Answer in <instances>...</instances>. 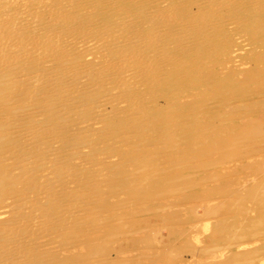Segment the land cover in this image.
<instances>
[{
    "label": "rangeland",
    "instance_id": "374dc122",
    "mask_svg": "<svg viewBox=\"0 0 264 264\" xmlns=\"http://www.w3.org/2000/svg\"><path fill=\"white\" fill-rule=\"evenodd\" d=\"M9 1L0 0L1 10L18 9L19 6L16 3L19 5L23 1L27 5L31 1L29 5L33 7L34 4L31 3L36 0ZM42 1L38 0L41 5L44 4L42 14L47 19L48 17L51 19L47 20L46 26L51 24L58 26L64 22H69L68 24L71 23L72 29L74 27L73 33L70 29V36L75 35L77 37L84 30L83 34L78 37L79 47L75 46V49L70 50L69 55L71 57L78 55H80L78 57H84L89 54L90 59L94 57L96 63L100 64L99 61H102L107 54L104 59L111 56L113 60L118 57L123 58L125 61L122 63L129 65V67L132 65L133 69L137 64L138 71L135 72L136 77L132 74L133 81L131 77L128 79L129 82L119 80L121 81L120 84L118 79L116 81L113 79V82L112 79L110 80L114 87L109 89L114 93L116 92L115 94L119 96L118 100H123L122 102L125 103L119 102V100V103L116 101V104L123 105V107L131 106L128 108L129 110L124 108L125 111L129 112L125 114L128 113L130 117L129 115L128 117L126 115L124 117L111 116L115 113L109 111L108 114L111 115L106 113L107 116L113 118L110 117L106 122L100 116L97 119L96 117L93 118L94 115L87 114V118H89L88 121L84 122L85 124L83 123V128L65 127L68 132L66 134L64 133L66 131L62 132L65 137L61 134L60 139L62 144H66L65 147L69 146L67 143L74 144L71 141H77L75 145H79L78 142L87 133L91 132L94 137L89 145L91 148L85 145L83 148L84 150L89 149L91 152L93 150V152L88 150L86 151L88 152L87 155L85 152V155H81L80 159L78 157L72 159L73 161L71 160L74 162L73 164L77 162V165L81 163L82 166L78 178H75L73 183L70 181L69 186L66 184L64 187L66 192L62 193L65 190L61 188H47L48 181H46V177L41 175L44 172L36 171L33 178L38 177L39 185H41L40 179L41 182L45 179L42 182L44 187H42L43 185L39 187L38 184L37 186L42 189L47 188L46 193L50 192V197L55 196L53 198H56L53 208H48V211H53L50 212L54 215L53 217L59 216L60 219L59 217L56 219L59 223L55 222L53 225L48 224L46 228L44 227L43 233L39 234L35 243L28 246L26 251L22 250L25 258L20 259L22 260L21 264H264V200H262L264 199V189L262 188L264 187V0H231L233 3L230 0H220V2L224 1L221 3L217 0H203L207 3L200 8H198V0H163V3L162 0H156L157 2L155 0H137L138 2L136 0L135 2L134 0L133 2H130L132 0H114L113 2L120 3L119 8L116 7V11L121 13L142 10L147 15V11L150 10L147 9L149 7H153L152 9L158 13V15L155 13L156 16H154L155 14L152 15L153 18L149 16V19L145 15L146 18H143L144 13H142V15H137L139 20L135 15L137 19L134 21L135 16H133V21L130 22L133 24L130 26L127 24L128 27L125 26L124 28H121L120 24L117 23L118 19L114 15L110 19L113 13H104V8L106 10L114 8V6L106 8L107 5L104 0H80V2L78 0L79 3L77 0H49L50 2L44 0L46 4ZM152 1L156 2V6L150 4ZM216 1L220 4L218 6L220 8L217 7L219 10L215 6L218 5ZM83 3L84 5H82ZM224 3L227 8H224ZM174 4L178 7H175ZM208 4L215 6V8H210ZM5 5L10 6L6 7ZM69 5L72 6L69 7ZM80 6L81 8H79ZM160 6H167V8L172 6L171 9L169 8L172 11H167L169 9L164 8L162 10ZM61 7L65 8L62 10ZM95 7L98 9V13ZM69 8L74 10H69ZM87 9L90 11L87 12ZM208 9H212L213 12ZM64 10L69 11L65 13ZM57 12H61L60 14L63 15V22H61L62 17L58 16L60 14ZM209 12L212 14L209 15ZM70 13L71 15L74 14L72 17L75 18L76 16V21H72ZM66 14L70 16L67 17ZM82 15L84 16L82 17ZM96 19H99L100 23H106L110 20L111 24L109 23V25L114 29L112 33L117 34V36L119 34V36H114L111 31L101 30V27L93 26ZM52 20L54 23L57 22L51 23ZM89 21L94 23L91 24ZM75 22L82 23V25L77 24L75 26ZM138 22L139 24H137ZM149 23L153 25L152 28ZM79 25L81 30L78 28ZM178 28L182 29V33L179 32L180 35L176 33ZM86 29L87 32L84 33ZM89 29H93L91 32L94 35L93 33L91 35ZM142 29L143 31H141ZM186 29L187 31H185ZM208 30L209 32H206ZM148 31L152 35H149ZM123 32H127L128 35L132 34V36L134 34L132 32H142L143 35L141 33L134 35L140 34L142 41L144 40L145 45L146 43L148 45L144 46V42H141L138 45L135 44L139 48L131 44L126 45L127 48L125 46L123 48L120 44L121 46L117 49L119 41L128 38L127 33ZM187 32L189 35L185 38ZM64 33L61 34L64 35ZM24 35L20 40L26 37ZM82 35L87 36L88 40L84 37V41L81 38ZM101 35L109 40L105 37L102 38ZM157 36H160L163 41L157 39ZM32 37L40 40L39 38H42L43 35ZM44 37L40 43L49 38L50 43L46 40L42 44L47 45L49 43L47 46L52 47L51 50L50 47L46 46L48 50H51L47 56L48 58L52 56L53 61L59 53L57 57L62 55L64 51H60L63 48L60 46L64 45H60L61 41L58 43L59 40L57 41L54 37H52L54 38L53 41L51 37L45 39ZM110 37L113 43H111ZM33 38L32 41L29 39L32 44L33 41L38 44L39 41ZM119 38L121 39L119 40ZM81 40L92 43L85 44ZM96 40L99 42L94 46ZM54 41L56 42L54 43ZM40 43L38 46L42 45ZM78 43L76 44L78 45ZM100 44L102 47L108 45V48L114 46L112 47L114 50L107 48L108 52L107 50L101 52L102 49L98 47ZM54 45H59L58 50H54ZM143 46L157 50H154L155 52L152 50L153 53L151 50L143 49ZM85 48L89 50L83 53L86 51ZM129 48L131 51L134 49L132 54L137 52L140 57L141 54L145 55L140 58L133 54L135 57ZM123 51L126 54H121L123 57L118 56L119 53L124 54ZM52 53L56 55H52ZM95 53L97 56H94ZM149 53L152 57H149ZM153 54L157 56H153ZM41 56L44 55L39 57ZM93 59L90 62H95ZM126 59H132V61H126ZM135 59L138 61L137 63ZM55 60L57 59L55 58ZM26 61L28 62L25 59L23 60L24 63H19L20 66L24 64L28 69H34L32 65L35 64L37 68L39 67L38 61L40 59L30 61L32 64L28 62L29 66L25 64ZM128 61L136 64H131ZM97 64L95 65L97 66ZM24 66L21 68L26 69ZM101 79L104 81V77ZM100 80L96 86L100 85L101 89L102 87L105 89ZM23 87H21V93L20 87H17L19 92L16 93L17 91H15L14 93L18 100L30 92L31 88L24 87L25 89H23ZM100 88L95 90L97 96L103 91ZM80 89L82 88L80 87ZM80 89L79 92L82 91L80 94L75 93L80 100L76 101L75 95H73L74 98L72 97L75 100L71 105L72 108H75L73 110H76V107L84 102L86 98L83 99V97L90 96L92 99V96L96 95L92 91L94 88L89 92L90 95L88 93H86L87 95L83 94L84 90ZM114 93L113 95H115ZM42 96V98L40 96V100L38 99L39 103L42 99V102L47 100L46 95L45 97ZM88 97L86 101L91 102L92 100ZM172 99L175 100L174 103H172ZM134 105L137 107L136 109H134ZM132 107L137 111L132 110ZM6 109L2 111L8 113L9 109ZM108 109L107 107L106 112ZM77 111L79 112V109ZM77 111H75V115ZM138 111L139 113H137ZM48 118L57 120L53 116ZM258 119L261 121L258 122ZM260 122L262 123L260 124ZM254 129L258 130L254 131ZM256 131L260 134L258 135ZM100 133L107 136H102ZM94 134L97 135L94 136ZM98 137L99 139H95ZM5 146L4 149L6 150L9 145ZM10 146L13 145L10 144ZM6 154L7 157L11 155L10 153L8 155V152ZM88 155H93V157L90 158L91 156ZM12 157L14 156H10L8 161L12 164H8L9 166L2 171L14 170L13 174H16L17 171L19 173L20 169L17 170L14 168L17 166L13 165H16L18 159L15 158L16 162H14ZM83 160L85 162L90 161V164L84 163ZM83 165L84 168L82 169ZM10 166H12L11 169ZM37 172H40L38 173L40 176ZM20 173L25 174L24 171ZM81 180H83V184ZM52 189H56L57 192L52 191ZM24 192L27 193V191ZM57 206H59V211ZM69 208L74 211L71 215H67ZM60 209L63 213L60 212Z\"/></svg>",
    "mask_w": 264,
    "mask_h": 264
},
{
    "label": "bare ground",
    "instance_id": "6f19581e",
    "mask_svg": "<svg viewBox=\"0 0 264 264\" xmlns=\"http://www.w3.org/2000/svg\"><path fill=\"white\" fill-rule=\"evenodd\" d=\"M11 1V0H10ZM9 1V2H10ZM16 1V0H15ZM23 1V0H21ZM30 1V0H28ZM41 2V0H39ZM46 1V0H45ZM45 1L43 0L42 3ZM71 1V0H70ZM103 1V0H102ZM105 1V4L107 5L106 8H110V7H113L114 8H111L106 10L105 8L103 9L104 10V13H107V14H110V13H113L110 17L113 18V15L116 19H118V22L121 26V28L123 27H128L127 24L130 26L132 24H130L131 21H133V16H137V15H142V13H144L142 10L137 12V11H134L132 13H121V12H118L116 11L117 8H119V4L117 2H113L114 0H104ZM126 1V0H125ZM137 1V0H136ZM149 1V0H148ZM156 1V0H155ZM155 1H152L150 2V4H156ZM190 1V0H189ZM194 1V0H193ZM199 1V7L200 6H203V4L207 3V2H204L203 0H198ZM197 1V2H198ZM208 1V0H206ZM218 2H220V0H217ZM216 1V2H217ZM225 1V0H224ZM224 1H221V2H224ZM231 1V0H230ZM237 1V0H236ZM240 1V0H239ZM247 1V0H246ZM24 2V1H23ZM20 3L19 5L16 3L18 7V9H10V10H1L2 7H0V264H21L22 263V260L25 258L24 257V254H23V251H26L25 249L26 248H29L28 246H30L32 243H35L37 237L39 236V234H42L43 232V228L49 224V225H53L55 224V222H58V220H56L58 217L54 218L50 212H53V211H48V208H53L54 206V203H55V199L53 197L52 198L50 197L49 193L47 192L46 193V190L47 188L49 187L50 188H61V189H64V187L66 186V184L68 185V183L71 181L73 183V180L75 178H78L79 176V171H80V167L82 166L81 163H79L78 165L75 163L73 164L74 162H72L73 160L72 159H76L79 157V159L81 158V155H85V152L88 151L87 149H83L85 146H88L90 147V142L93 140V134L90 132V133H87L86 135L82 136V138L80 139V141L78 143H80L79 145H75V142L77 143V141L73 142L71 141L72 143L74 144H69L67 143L69 146H64L66 144H62V141L60 139L61 137V134L62 132L66 131V128L68 127H79V128H83L84 127V122H86V120L89 118H87V114H92L94 115L93 118H97L98 116H100L103 120H105L106 122L110 119L111 116H117V117H124L126 114V112L128 111H125V107H123V105H119L118 103L119 102H122L120 99V101L118 100L119 96H117L114 92H112V90H110L111 88L113 89V84L110 82V80L112 79V82H113V79H115V81H119V80H127L130 79V77L132 76V74L136 77V73L138 71V69L136 68L137 66V62L136 59L140 57V54L138 55V53L136 52V54L133 52V54L135 55H138L139 57H137L135 59V64L132 63V62H129L131 64H134L135 67L133 69L132 65L129 67V65H124L122 62L125 61V59H120L119 57L116 59V60H113L110 56V54L108 55L109 58H105V55L104 58L102 59V61L100 60V64H97L96 63V60L93 59L94 57H91V59L95 60V62L91 61L90 62V57L89 54L88 55H83L84 57H78V56H73L71 57L69 55L70 53V50L71 49H75V46L76 47H79V43H78V37L81 36V34H83V31L82 33L80 32V25L78 26V28L80 29L78 31V33L80 32L79 36H70L71 34V31L70 29H72V25L71 23L68 24L69 22H64L58 26H54L52 25L51 23L54 21L52 20L51 25H47L46 24L48 23V19H50L48 17L43 15L42 12H44V8L42 6H44V4H40V2H38V0L32 2L31 4H34L33 7H31V5H29V3L31 2H28V5L26 2V4L24 3ZM47 2V1H46ZM48 2H50L48 0ZM78 2V0H77ZM75 1V3H77ZM80 2V0H79ZM78 2V3H79ZM98 2V1H97ZM121 2V1H120ZM130 2H133L130 1ZM135 2V0H134ZM138 2V1H137ZM136 2V3H137ZM141 2V1H139ZM147 2V1H145ZM144 2V3H145ZM164 1L162 0V3ZM213 2V1H212ZM211 2V3H212ZM217 2V3H218ZM220 2V3H221ZM228 2V1H227ZM232 2V1H231ZM255 2V1H254ZM8 3V2H6ZM14 3V2H13ZM62 3V2H61ZM68 4H70V2H67ZM74 3V5H76ZM77 3V4H78ZM86 3V2H85ZM169 3V2H167ZM233 3V2H232ZM241 3V2H240ZM5 4V3H4ZM11 4V3H10ZM15 4V3H14ZM46 4V3H45ZM52 4V2H51ZM57 4V3H55ZM54 4V5H55ZM96 4V3H95ZM110 4V5H108ZM112 4V5H111ZM117 4V5H116ZM147 4V3H146ZM191 4H194V3H191ZM3 5V4H2ZM12 5V4H11ZM58 5V4H57ZM60 5V4H59ZM80 5V4H79ZM84 5V3L82 4ZM88 5V4H87ZM97 5V4H96ZM101 5V4H100ZM116 5V6H115ZM138 5V4H137ZM149 5V4H147ZM162 5V4H161ZM172 5V4H171ZM195 5V4H194ZM197 5V6H198ZM209 5V4H208ZM211 5V4H210ZM209 7H213L212 5ZM225 5V3L223 4ZM232 5V4H231ZM253 5V4H252ZM6 7L7 6H10V5H5ZM3 6V7H5ZM49 6V5H47ZM53 6V5H52ZM72 5H69V7H71ZM156 6V5H155ZM158 6V5H157ZM169 6V5H167ZM167 6L163 7V6H160L163 10L164 9H171L172 6H170L169 8H167ZM175 6V4H174ZM184 6V5H183ZM196 6V5H195ZM216 8L218 6H220V4L218 3V5L216 4L215 5ZM215 6L213 8H215ZM222 6V5H221ZM46 7V6H45ZM54 7V6H53ZM68 8V6H66ZM85 7V6H84ZM83 8V10H85V8ZM91 7V6H90ZM98 7H100L98 5ZM117 7V8H116ZM175 7H178V6H175ZM205 7V6H204ZM226 7V5L224 6V8ZM15 8V7H14ZM48 8V7H46ZM45 8V9H46ZM62 8V7H61ZM60 8V9H61ZM65 7L62 8V10L64 9ZM78 8V7H76ZM81 8V6L79 7ZM89 8V7H88ZM93 8V7H92ZM121 8V7H120ZM153 7H149L147 9H150L147 11V15L144 13L143 14V18H146L149 19L148 17L152 15H154L157 11H155L154 9H152ZM155 8V7H154ZM158 8V7H156ZM197 8V7H196ZM202 8V7H201ZM207 8V7H206ZM204 8V9H206ZM212 8V9H213ZM220 8V7H218ZM217 8V9H218ZM227 8V7H226ZM249 8V7H248ZM251 8V7H250ZM49 9H51V7H49ZM47 9V10H49ZM53 9V8H52ZM94 9V8H93ZM96 9V7H95ZM101 9V8H100ZM167 10V11H170ZM177 9V8H175ZM174 9V10H175ZM203 9V8H202ZM201 9V10H202ZM211 9V10H212ZM222 9V7H221ZM220 9V11H221ZM257 9V8H256ZM55 10V9H54ZM53 10V11H54ZM69 10H74V9H70ZM67 10V11H69ZM88 10V9H87ZM92 10V9H91ZM97 10V13H98V9ZM121 10V9H119ZM145 10V9H144ZM161 10V11H162ZM188 10V9H187ZM210 10V9H208ZM210 10V11H211ZM216 10V9H215ZM214 10V11H215ZM219 10V9H218ZM224 10V9H222ZM65 11V10H64ZM65 11V13L67 12ZM71 11V12H72ZM81 11V10H80ZM90 10H88L87 12H89ZM93 11V10H92ZM114 11V12H113ZM129 11V10H128ZM167 11H165L167 13ZM172 11V10H171ZM170 11V12H171ZM191 11V10H189ZM233 11V10H232ZM250 11V10H249ZM49 12V11H47ZM79 12V11H78ZM163 12V11H162ZM178 12V11H177ZM213 12V11H211ZM248 12V11H247ZM246 12V13H247ZM46 13V12H45ZM54 13H56L54 11ZM53 12L51 13L52 15L54 14ZM58 13V12H57ZM61 13V12H60ZM58 13V14H60ZM63 13V12H62ZM74 13V12H73ZM86 13V12H85ZM183 13V12H182ZM219 13V12H218ZM50 14V13H49ZM64 14V13H63ZM84 14V13H83ZM87 14V13H86ZM158 15V13H156ZM156 14L154 16H156ZM160 14V13H159ZM164 14V13H163ZM171 14V13H170ZM169 14V15H170ZM173 14V13H172ZM212 14L209 12V15ZM232 14V13H231ZM230 14V15H231ZM57 15V14H55ZM62 14L58 15L60 17H62V21L63 22V15L61 16ZM67 15V14H66ZM71 15V13H70ZM70 15H67L70 16ZM74 14L71 15V18H72V21H76V16L75 18L72 17ZM88 15V14H87ZM90 15V14H89ZM146 17H145V16ZM226 15V14H225ZM48 16V14H47ZM50 16V15H49ZM81 16V15H80ZM84 15H82L83 17ZM86 16V15H85ZM135 16V19L134 21L137 19ZM161 16V15H160ZM166 16V15H165ZM51 17V16H50ZM56 17V16H55ZM58 17V18H60ZM138 17V16H137ZM173 17V16H172ZM211 17V16H210ZM225 17V16H224ZM74 18V19H73ZM142 18V17H141ZM153 18V16H152ZM156 18V17H154ZM158 18H160L158 16ZM168 18V17H167ZM180 18V17H179ZM217 18V17H216ZM8 19L7 21L4 22V20ZM87 19V18H86ZM172 19V18H171ZM243 19V18H242ZM256 19V18H255ZM51 20V19H50ZM61 20V19H60ZM65 20V19H64ZM66 20H68L66 18ZM138 20H139V17H138ZM144 20V19H143ZM153 20V19H151ZM158 20V19H157ZM161 20V19H160ZM190 20V19H189ZM251 20V19H250ZM78 21H80L78 19ZM149 21V20H147ZM223 21V20H222ZM230 21V20H229ZM239 21V20H238ZM249 21V20H248ZM50 22V21H49ZM57 22V21H56ZM55 22V23H56ZM91 23V21H89ZM95 22V23H94ZM92 23L93 26H96V27H101V30H105V31H111V34L112 31H114V29L111 27V25H109L110 23V20L106 23H100L101 21L99 19H96V21H94ZM113 22V21H112ZM137 22V21H136ZM135 22V23H136ZM140 22V21H139ZM139 22L137 24H139ZM226 22V21H225ZM54 23V24H55ZM60 23V22H59ZM73 23V22H72ZM76 23V22H75ZM91 23V24H92ZM115 23V24H117ZM134 23V24H135ZM165 23V22H164ZM196 23V22H195ZM259 23V22H258ZM58 24V23H57ZM77 24H81L82 23H76L75 26H77ZM87 24V23H86ZM85 24V25H86ZM111 24V23H110ZM150 24V23H149ZM243 24V23H242ZM113 25V24H112ZM136 25V24H135ZM134 25V26H135ZM151 25V24H150ZM240 25V24H239ZM246 25V24H245ZM74 26V24H73ZM87 26V25H86ZM92 26V27H93ZM114 26V25H113ZM120 26H118V28H120ZM82 27V26H81ZM88 27V26H87ZM153 27V25H151V28ZM157 27V26H156ZM227 27V26H226ZM229 27V26H228ZM77 28V27H76ZM85 28V26H84ZM91 28V27H90ZM117 28V29H118ZM132 28L133 30L135 28L133 27H130ZM184 28V27H183ZM206 28V27H204ZM248 28V27H247ZM253 28V27H252ZM116 29V28H115ZM116 29V30H117ZM128 29V28H127ZM130 29V30H132ZM141 29V28H140ZM154 29V28H153ZM159 29V28H158ZM192 29V28H191ZM73 30H74V27L72 29V33H73ZM93 29H89L91 35L93 32H91ZM99 30V31H101ZM122 30V29H121ZM119 30V31H121ZM124 30V29H123ZM126 30V28H125ZM149 30V29H148ZM182 29L178 28L176 30V33L179 34L182 33L181 32ZM68 31V32H67ZM95 31V30H94ZM97 31V30H96ZM129 32V29L127 30ZM136 31V30H135ZM143 31V29L141 30ZM158 33V30H156ZM187 31V29L185 30ZM24 32V33H23ZM64 33V35H62L61 33ZM77 32V30H76ZM75 32V33H76ZM87 32V29L84 33ZM104 32V31H103ZM117 32V31H116ZM122 32V31H121ZM120 32V33H121ZM149 32V31H148ZM172 32V31H171ZM198 32V31H197ZM206 32H209L206 31ZM204 31V33H206ZM89 33V32H88ZM108 33V32H107ZM115 33V32H114ZM119 33V32H118ZM123 33H127V32H123ZM134 34L136 33H141L143 35L142 32H132ZM150 33V32H149ZM148 33V34H149ZM155 33V32H154ZM155 33V34H156ZM184 33V32H183ZM188 33V32H187ZM202 33V32H200ZM203 33V34H204ZM25 34V35H24ZM44 37V39L46 37H51L52 41L54 38L57 39L58 43L61 41L60 45H64V46H60V47H63L61 48L60 51H64L66 52L64 54V52L62 53V55H60L59 57H55L57 60H55V58L53 59V62L52 61V56L51 58H48V54L51 52L52 50V47L50 46H47L50 42H49V38H46L45 41L47 40L49 43L47 45H43V43H45V41H42L40 43V41L42 40V38H39L40 40H38V38H36L39 43L36 44L35 41H33V44H32V36H36L37 35H40ZM106 33H104L105 35ZM109 34V33H108ZM107 34V35H108ZM122 34V33H121ZM120 34V35H121ZM132 36L131 35H128L127 33V37L126 39H121L119 38V45H118V48L122 45L125 46L127 48L126 45H134L135 47H138L137 45L139 43H143L144 40L142 41V38L140 36V34L138 35H134ZM176 34V35H177ZM254 34V33H253ZM256 34V33H255ZM26 36L24 39L20 40V38L22 36ZM88 35V34H86ZM94 35V33H93ZM99 35V34H98ZM110 35V34H109ZM114 35V34H113ZM149 35H152L151 33ZM148 35V36H149ZM157 35V34H156ZM180 35V34H179ZM185 38L189 35L188 34H185ZM83 36V35H82ZM103 35H101L102 37ZM106 36V35H105ZM105 36H103L102 38H104ZM112 36V35H110ZM114 36H117V34H115ZM119 36V34H118ZM117 36V37H118ZM124 36V35H123ZM154 36V35H153ZM161 36V35H160ZM160 36H157V39L159 38L160 40H162V36L160 38ZM173 36V35H172ZM175 36V35H174ZM32 37V38H31ZM54 37V38H52ZM85 39L87 38V36H83L81 37L82 39ZM93 37V36H92ZM108 37V36H106ZM105 39H108L106 38ZM60 38H64V39H60ZM91 38V37H90ZM98 39H100L99 37H97ZM113 38V36H112ZM112 38L110 37V41H112ZM176 38V37H175ZM185 38H183L185 40ZM31 41H30V40ZM34 39V38H33ZM34 39V40H36ZM55 39V40H56ZM84 39V41H85ZM116 39V38H115ZM114 39V40H115ZM145 39V38H144ZM172 39V38H171ZM179 39V38H178ZM196 39V38H194ZM226 39V38H225ZM88 40V38H87ZM103 40V39H102ZM100 40V41H102ZM109 40V39H108ZM153 40V39H152ZM167 40V39H166ZM173 40V39H172ZM82 41V40H81ZM82 41V42H84ZM91 41V40H90ZM94 41V40H93ZM156 41V40H155ZM163 41V40H162ZM165 41V40H164ZM187 41V40H186ZM200 41V40H199ZM56 41H54L55 43ZM99 42V40H98ZM97 40L96 42H94V46L96 45V43L98 44ZM104 42V41H103ZM106 42H109V41H106ZM160 42V41H159ZM180 42V41H179ZM183 42V41H182ZM208 42V41H207ZM36 45H35V44ZM78 43V45L76 44ZM85 44L88 43V42H84ZM92 43V42H91ZM91 43H88V44H91ZM110 43V42H109ZM108 43V44H109ZM113 43V41L111 42ZM110 43V44H111ZM117 44V42H115ZM103 44V43H102ZM121 44V45H120ZM137 44V45H135ZM176 44V43H175ZM198 44V43H197ZM105 45V44H103ZM142 45V44H141ZM144 46H147L148 44L146 43L145 45V42L143 43ZM180 45V44H179ZM178 45V46H179ZM50 49L48 50L47 47ZM55 46V45H54ZM53 46V47H54ZM59 46V45H58ZM58 46H55L54 47V50H58L57 47ZM81 46V45H80ZM84 46V44H83ZM83 46H81L83 48ZM87 46V45H86ZM107 46V47H106ZM106 46H101V44L98 46L100 47L99 48V51L101 50V52L107 50L108 48V45ZM110 46V45H109ZM140 46V45H139ZM143 46V49L145 48ZM150 46V45H149ZM148 46V47H149ZM153 46V45H152ZM177 46V47H178ZM193 46V45H192ZM85 47V46H84ZM90 47V46H89ZM114 47V46H112ZM112 47H109L108 49L112 48ZM117 47V46H116ZM121 47V49H122ZM133 47V46H131ZM133 47V48H135ZM241 47V46H240ZM93 48V46H92ZM124 48V47H123ZM132 48V49H133ZM139 48V47H138ZM150 48V47H149ZM149 48H145L146 50H151ZM163 48V47H162ZM167 48V47H166ZM175 48V46H174ZM114 50V48H112ZM110 49V50H112ZM116 49V48H115ZM116 49V50H117ZM131 48H129V51ZM66 50V51H65ZM77 50V49H76ZM81 50V49H79ZM86 51H84L83 53H86L89 49L85 48ZM93 50V49H92ZM96 50V49H94ZM98 50V48H97ZM112 50V51H113ZM135 50H137L135 48ZM141 51V46H140V49ZM138 50V51H139ZM152 50H157L156 48ZM151 50V51H152ZM72 51V50H71ZM74 51V50H73ZM111 51V52H112ZM128 51V50H127ZM134 51V49L132 50ZM132 51H131V54H132ZM150 51V53H151ZM152 51V52H153ZM168 51V50H167ZM183 51V50H182ZM49 52V53H48ZM76 52V51H74ZM81 52V51H79ZM108 52V50H107ZM122 52V50H121ZM124 52V51H123ZM143 52V51H142ZM155 52V51H154ZM153 52V53H154ZM181 52V51H180ZM72 53V52H71ZM78 53V52H77ZM98 53V52H97ZM97 53L94 54V56L96 55L97 56ZM100 53V52H99ZM98 53V54H99ZM106 53V52H105ZM110 53V51H109ZM149 53V57L151 56ZM55 54V53H54ZM52 53V55H54ZM80 54V53H79ZM82 54V53H81ZM91 54V52H90ZM101 54V53H100ZM116 55L118 54L117 52L115 53ZM120 54V55H119ZM118 56L120 57H123L121 56L122 55H125L126 53L124 52L123 53H119ZM130 55V53H127ZM132 54V55H133ZM152 54V53H151ZM157 54V53H155ZM153 54V56L155 55ZM40 55H44V56H41L39 57ZM56 55V54H55ZM76 55V54H74ZM102 55V56H103ZM133 55V56H135ZM142 56L140 58H143V56L145 54H141ZM148 56V55H147ZM157 56V55H155ZM44 57V58H43ZM89 58L88 60L86 58ZM127 57H129L127 55ZM126 57V58H127ZM136 57V56H135ZM152 57V56H151ZM160 57V56H159ZM167 57V56H166ZM196 57V56H194ZM9 58V59H8ZM59 58V60H58ZM132 58V57H131ZM175 58V57H174ZM193 58V57H192ZM21 59L23 60H28L29 63H31L30 61H33V60H39L38 61V64H39V67L37 68V66H35V64L32 65V68L34 69H31L28 67H25L24 64H22L24 66V68L26 69H22L21 67L23 66H20L19 63L23 62L20 61ZM98 59H100L98 57ZM120 59V61H119ZM161 59V58H160ZM167 59V58H166ZM116 61L115 63H113V61ZM127 60H130L132 61V59H126ZM140 60V59H139ZM164 60V59H163ZM98 61V60H97ZM134 61V60H133ZM161 61V60H160ZM182 61V60H181ZM180 61V62H181ZM27 62V61H26ZM28 62L25 63L28 65ZM178 62V61H177ZM24 63V62H23ZM34 63V62H33ZM141 63V62H140ZM145 63V62H144ZM165 63V62H164ZM32 64V63H31ZM97 64V66L95 65ZM116 64V65H114ZM184 64V62H183ZM133 65V66H134ZM146 65V64H145ZM182 65V64H180ZM127 66V68L125 69V67ZM162 66V64H161ZM124 67V68H122ZM151 67V66H150ZM164 67V66H163ZM35 68H37V70H35ZM132 68V69H131ZM159 68V67H158ZM165 68V67H164ZM137 69V70H136ZM130 70H133L132 72ZM151 73V72H150ZM163 73V72H162ZM146 75V73H145ZM157 75V74H155ZM103 78L104 77V81H101L103 79L100 78ZM169 76V75H168ZM133 77V76H132ZM131 77V80L133 79ZM148 77V76H147ZM151 77V76H150ZM101 79V80H100ZM135 79V78H134ZM99 80L100 82H102V86H105V89L104 87H102L103 91L100 95L97 96V91H95L96 89L98 90L100 88V85L96 86V83L98 82L99 84ZM141 80V79H140ZM156 80V79H155ZM119 81V84L120 82ZM133 81V80H132ZM126 82V81H124ZM129 82V81H128ZM156 82V81H155ZM163 82V81H162ZM133 83V82H132ZM145 83V82H143ZM176 83V82H175ZM112 84V85H111ZM16 85V86H15ZM23 85H27V86H24V87H29L31 88L30 89V92L25 93L27 95H25L23 98H21L20 100L16 99L17 97L14 96V93L15 91H17L19 88L17 87H20V93H21V87H23ZM145 85V84H144ZM132 86V85H131ZM147 86V85H146ZM150 86V85H149ZM165 86V85H164ZM23 87V89H25ZM80 87L82 89H80ZM111 87V88H110ZM134 87H136L134 85ZM140 87V86H139ZM151 87V86H150ZM177 87V86H176ZM94 88V89H93ZM110 88V89H109ZM138 88V87H137ZM28 89V88H27ZM79 89L80 90H84L83 91V94L87 95L86 93H88L89 95L91 93H89L92 89V91L95 92L96 95L92 96V99L90 98V96L88 97V99L90 98V100H92L91 102H89V100L86 101L87 97H83L84 102L78 107H76V110H73L75 109L74 107L72 108L71 105H73V101H75L74 99H76V101L80 100L79 98L76 97L75 93H78L80 94L81 92H79ZM101 89V88H100ZM101 89V90H102ZM126 89V87H125ZM133 89V88H132ZM105 90V91H104ZM115 90V88H114ZM131 90V88H130ZM151 91V90H150ZM183 91V90H182ZM19 91H17L16 93H18ZM92 92V93H94ZM101 92V91H99ZM19 93V94H20ZM23 93V94H25ZM51 93V94H50ZM113 93L115 95H113ZM119 93V92H118ZM157 93V92H156ZM165 93V92H164ZM19 94H17L19 96ZM51 96H50V95ZM127 93L125 92V95ZM153 94V93H152ZM22 96V94H20ZM44 95H46V98L47 100L42 102L43 99L41 100V103L38 102V99L40 100ZM73 95H75L76 98L73 97ZM82 95V94H81ZM80 95V96H81ZM84 95V96H85ZM124 95V94H123ZM131 95V94H130ZM41 96V98H40ZM79 96V97H80ZM121 96V95H120ZM181 96V95H180ZM187 96V95H186ZM74 99H73V98ZM82 97V96H81ZM80 97V98H81ZM127 97V96H126ZM143 97V96H142ZM20 98V97H19ZM136 98V97H135ZM177 98V97H176ZM82 99V100H83ZM94 99V100H93ZM139 99V98H138ZM125 100V99H124ZM130 100V99H129ZM86 101V102H85ZM116 101L118 102L116 104ZM142 101V100H141ZM175 101V100H174ZM173 99H172V103H174ZM177 101V100H176ZM135 102V101H134ZM124 103V102H122ZM125 104V103H124ZM138 105V104H137ZM121 106V107H119ZM157 106V105H156ZM210 106V105H209ZM109 108L108 111L106 112V108ZM131 107V106H129ZM129 107H126V109H128ZM135 107V105H134ZM150 107V106H149ZM9 109L8 113H5L3 112L4 109ZM72 108V109H71ZM81 108V109H80ZM137 107H135L134 109H136ZM155 108V107H154ZM6 109V110H7ZM77 109H79V112L77 111ZM132 110L133 107L131 108ZM157 109V108H156ZM3 110V111H2ZM71 110H73V112H71ZM129 110V109H128ZM131 110V111H132ZM140 111V109H138ZM145 110V109H144ZM151 110V108H150ZM76 112V115L74 114ZM109 111H111L110 113H115L113 115L111 114H108ZM113 111V112H112ZM130 111V112H131ZM135 111V110H134ZM137 111V110H136ZM135 111V112H136ZM139 111L137 113H139ZM142 111V110H141ZM147 111V110H146ZM163 111V110H162ZM157 112V111H156ZM161 112V111H160ZM167 112V111H166ZM197 112V111H196ZM26 116H24L25 114ZM108 115H111V116H107ZM129 113V112H128ZM126 115V117H128V114ZM142 113V112H141ZM159 113V111H158ZM51 117L53 116L54 119H57V120H51V118L49 119L48 115ZM194 114V113H192ZM136 115V114H135ZM138 115V114H137ZM167 115V114H166ZM199 115V114H198ZM46 116V117H45ZM75 116V117H74ZM90 116V115H89ZM184 116V115H183ZM182 116V117H183ZM41 117V118H40ZM99 117V118H100ZM130 117V115H129ZM181 117V118H182ZM48 118V119H47ZM92 118V119H93ZM97 118V119H99ZM113 118V117H111ZM134 118V116H133ZM185 118V117H184ZM91 119V121H92ZM131 119V118H129ZM141 119V118H140ZM173 119V118H172ZM186 119V118H185ZM90 120V119H89ZM114 120V119H113ZM147 120V119H146ZM160 120V119H159ZM260 119H258V122H259ZM88 121V120H87ZM111 121V120H110ZM148 121V120H147ZM154 121V120H153ZM180 121V120H179ZM261 121V120H260ZM263 121V120H262ZM93 122V121H92ZM156 122V121H155ZM172 122V121H171ZM84 123V124H83ZM97 123V122H96ZM100 123V122H99ZM98 123V124H99ZM133 123V122H132ZM148 123V122H147ZM262 122H260L261 124ZM83 124V125H82ZM87 124V123H86ZM95 124V123H94ZM138 124V123H137ZM264 124V123H263ZM97 125V124H96ZM95 125V126H96ZM101 125V123H100ZM176 125V124H175ZM188 125V124H187ZM256 125V124H255ZM107 126V125H106ZM109 126V125H108ZM117 126V125H116ZM136 126V125H135ZM134 126V127H135ZM174 126V125H173ZM66 127V128H65ZM90 127V126H89ZM122 127V126H121ZM98 128V127H97ZM132 128V126L130 127V129ZM74 129V128H73ZM69 130V129H67ZM81 130V129H80ZM85 130V129H84ZM83 130V131H84ZM96 130V129H95ZM255 130H258V129H254ZM260 130V129H259ZM263 130V129H262ZM136 131V130H135ZM161 131V130H160ZM68 131L64 132L65 134L67 133ZM116 132V131H115ZM141 132V131H140ZM258 132V131H256ZM255 132V133H256ZM264 132V130H263ZM262 132V133H263ZM173 133V132H172ZM253 133V134H255ZM125 134V133H124ZM144 134V133H143ZM152 134V133H151ZM260 133L258 132V135ZM97 135V134H96ZM94 134V136H96ZM100 135L102 136H107L106 134H101ZM118 135V134H117ZM130 135V134H129ZM165 135V134H164ZM263 135V134H261ZM62 136H64L62 134ZM67 136V135H66ZM159 136V135H158ZM216 136V135H215ZM256 137V135H254ZM253 136V137H254ZM65 137V136H64ZM73 137V136H72ZM79 137V136H78ZM116 137V136H115ZM251 137V136H250ZM74 138V137H73ZM106 138V137H105ZM103 138V139H105ZM65 139V138H64ZM68 139V138H67ZM95 139H99L98 138H95ZM101 139V138H100ZM107 139H110V141L112 140L111 138H107ZM145 139V138H144ZM176 139V138H175ZM76 140V138H75ZM120 140V139H119ZM108 141V140H106ZM105 141V142H106ZM4 142H7V143H4ZM102 142V140H101ZM104 142V141H103ZM120 142V141H119ZM10 143L11 145L13 146H10ZM64 143V142H63ZM5 145H9L7 146V149L5 150L4 148H6ZM85 145V146H84ZM98 145V144H97ZM111 145V144H110ZM113 145V144H112ZM5 146V147H4ZM100 146V144H99ZM109 146V145H108ZM11 147V148H10ZM114 147V146H113ZM117 147V146H116ZM115 147V148H116ZM16 148V149H15ZM91 148V147H90ZM95 148V147H94ZM107 148V147H106ZM4 149V150H3ZM15 149V150H14ZM83 149V150H82ZM98 150V149H97ZM127 150V149H126ZM96 152V150H94ZM6 152H8V155L9 153L11 154L10 156H14L12 157L14 160V162H16V159H18V161L16 162V165H13V166H17V167H14L16 168L17 170H19V173L17 171L16 174H13L14 170L13 171H10V170H5V171H2V169L6 168L7 166H9L8 164H10L8 161H9V157H7L6 155ZM89 152H91L89 150ZM93 152V150H92ZM91 152V153H92ZM103 152V151H102ZM88 152H86V155H87ZM122 153V152H121ZM157 154V153H156ZM154 154V155H156ZM118 155V154H117ZM124 155V154H123ZM167 155V154H166ZM88 156H91V155H88ZM22 158L21 160L18 158ZM86 157V156H85ZM93 155L90 157L92 158ZM147 157V156H146ZM145 157V158H146ZM152 157V156H151ZM164 157V156H163ZM82 158H84L82 156ZM161 159V158H160ZM227 159V158H226ZM12 160V159H11ZM10 160V161H11ZM70 160V161H69ZM72 160V161H71ZM87 160V159H85ZM136 160V159H135ZM84 161V160H83ZM105 161V160H104ZM72 162V163H71ZM82 162V161H80ZM112 162V161H111ZM84 163H89L90 164V161L88 162H85ZM115 163V162H114ZM12 164V163H11ZM10 164V165H11ZM80 165V166H79ZM98 165V164H97ZM145 165V164H144ZM86 166V164H85ZM53 167V168H52ZM12 168V166H10V169ZM61 168V169H60ZM84 168V165L82 167V169ZM115 168V167H114ZM59 169V170H57ZM38 170H41V172H44V174L42 173L41 175H43V177L46 179V181H48L47 183V188H39L41 187L43 184L42 182L45 181V179L41 182V179H40V183L41 185H39L38 183V177L36 179L33 178V176L35 175L36 171ZM88 170V169H86ZM85 170V171H86ZM113 170V169H112ZM24 171L25 174H21L20 172ZM84 171V170H83ZM139 171V170H138ZM144 171V170H143ZM12 174H11V173ZM82 172V171H81ZM40 173V172H37V174ZM142 173V172H141ZM84 176V173H82ZM99 174V173H98ZM24 175V177H23ZM134 175V174H133ZM22 176V177H21ZM38 176H40L38 174ZM86 176V175H85ZM36 177V176H35ZM43 179V178H42ZM76 180V179H75ZM78 181V180H77ZM82 181V184H83V180ZM80 181V183H81ZM70 182V184H71ZM79 182V181H78ZM44 183V184H46ZM76 183V182H74ZM79 183V184H80ZM88 183V182H86ZM85 183V184H86ZM37 184L39 185V187L37 186ZM69 184V185H70ZM137 184V183H136ZM68 185V186H69ZM78 185V183H77ZM195 186V184H194ZM44 187V185L42 186ZM81 188V187H80ZM264 189V187H262ZM66 189V188H65ZM64 189V190H65ZM56 191V189H54ZM52 189V191H54ZM24 191H27V193H25ZM71 191V190H70ZM262 191V190H261ZM57 192V191H56ZM66 192L63 191L62 193ZM259 192V191H258ZM55 193V192H54ZM52 193V194H54ZM61 193V194H62ZM260 193V192H259ZM264 193V192H263ZM67 194V193H65ZM262 194V193H261ZM81 195V194H80ZM72 196V195H71ZM11 200V201H10ZM60 200H63V199H60ZM264 200V199H262ZM10 201V203H9ZM78 201V200H77ZM263 202V201H262ZM39 203V204H38ZM59 203V202H58ZM69 203V202H68ZM73 203V202H72ZM11 204V205H10ZM78 204V203H77ZM65 206V205H64ZM7 207V208H6ZM62 207V206H61ZM56 208V207H55ZM58 208V209H57ZM57 210L59 211V206H57ZM78 208V207H77ZM55 209V210H56ZM54 210V209H52ZM54 210V211H55ZM68 212H67V215H71L73 214V209L69 208L67 209ZM96 210V209H95ZM62 210L60 209V212ZM107 211V210H106ZM63 213V212H61ZM78 213V212H77ZM75 214V213H74ZM66 215V216H67ZM75 217V216H74ZM70 218V217H69ZM60 219V217H59ZM66 219V218H65ZM55 220V221H54ZM62 220V218H61ZM68 220V219H67ZM71 220V219H70ZM59 223V222H58ZM61 223V221H60ZM57 224V223H56ZM63 224V223H61ZM58 226V225H57ZM53 229V228H52ZM55 229V228H54ZM53 229V230H54ZM50 230V229H49ZM46 231V230H45ZM48 231V230H47ZM46 231V232H47ZM42 232V233H41ZM56 233V232H55ZM52 235V234H51ZM24 249V250H23ZM23 250V251H22ZM32 257V256H31ZM22 258V260H20ZM27 258V257H26ZM43 259V258H42ZM26 260V259H25ZM32 264V263H31Z\"/></svg>",
    "mask_w": 264,
    "mask_h": 264
}]
</instances>
